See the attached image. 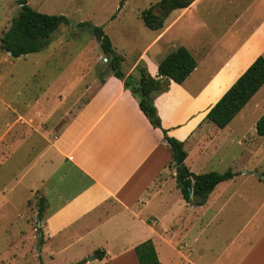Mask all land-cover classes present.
Instances as JSON below:
<instances>
[{
	"label": "rangeland",
	"instance_id": "obj_1",
	"mask_svg": "<svg viewBox=\"0 0 264 264\" xmlns=\"http://www.w3.org/2000/svg\"><path fill=\"white\" fill-rule=\"evenodd\" d=\"M27 1L40 13L66 16L70 25L61 26L39 53L15 59L0 50V264H63L59 258L51 260L42 253L40 233L46 201L37 192L41 182L33 161L44 145L42 134L50 139L56 137L111 72V61L103 54L92 30L81 29L78 24L89 22L104 28L126 60L121 66L124 73L140 53L147 50L151 58L172 36L151 46L155 35L145 26L142 13L160 0ZM20 11L18 0H0V40ZM259 17H264V0H196L173 34L209 44L218 52L222 42L235 38L239 44L244 40ZM256 54H246L231 73L219 79L212 100L224 94ZM141 63L146 66L144 61ZM217 64L212 62L213 66ZM58 103L65 111L46 122ZM263 114L264 86L226 131L208 120L203 123V140L211 147L207 145L208 152L200 153L190 143L186 148L190 153L188 167L195 174L232 170L237 178L220 184L215 197H222L204 211L181 206L177 183L166 173L159 182L168 178L164 195L177 212L174 221H163V241L168 238L186 249L203 250L205 264H223L227 259L223 250L230 248L238 224L260 210L264 215V137L256 133V122ZM26 138L30 140L24 141ZM173 167L172 164L171 171ZM230 197L232 200L224 203ZM40 204H44L41 215ZM239 214L242 217L237 218ZM72 249L77 252L90 248ZM233 261L234 258L227 262Z\"/></svg>",
	"mask_w": 264,
	"mask_h": 264
},
{
	"label": "crops",
	"instance_id": "obj_2",
	"mask_svg": "<svg viewBox=\"0 0 264 264\" xmlns=\"http://www.w3.org/2000/svg\"><path fill=\"white\" fill-rule=\"evenodd\" d=\"M195 2L186 9L173 11L162 29L152 30L155 36L151 46H157L170 35L172 38L151 58L147 57V50L140 53L125 74L138 78L136 67L144 61L149 74L157 78L159 62L167 55L180 47L191 52L197 61L194 72L183 84L170 80L168 91L158 95L154 104L168 135L185 142V148L194 143L202 153L209 150L202 134L207 114L254 61L264 56V17L256 20L239 44L231 38L229 43H221L222 50L218 47L215 52L209 44L190 42L181 34H173L174 27L182 23ZM253 51L257 54L250 65L219 99L212 100L219 79L231 73L240 59ZM123 60L126 62L124 57ZM211 61L218 64L213 66ZM61 105L58 103L44 120L47 122L64 112L66 108L62 110ZM238 115L222 131L229 129ZM42 136L44 145L38 149L33 166L41 182L37 192L46 201L40 236L42 253L47 258H59L63 264H140L136 248L152 241L161 264H205L203 250L201 253L199 248L186 249L168 238L163 241V221L169 218L174 221L177 212L164 195L168 178L159 182L168 172V177L174 179L170 147L164 141L163 131L151 125L138 100L112 71L56 137L50 139L44 133ZM189 159L188 152L186 164ZM218 186L204 206H193L183 198L180 205L205 211L222 197H215ZM236 232L230 248L223 250L227 258L223 264L232 258L231 264H264L263 210L254 217L248 215L238 224ZM72 248L90 249L74 252ZM98 251L105 253L103 259L98 258ZM90 256L96 258L88 260Z\"/></svg>",
	"mask_w": 264,
	"mask_h": 264
},
{
	"label": "trees",
	"instance_id": "obj_3",
	"mask_svg": "<svg viewBox=\"0 0 264 264\" xmlns=\"http://www.w3.org/2000/svg\"><path fill=\"white\" fill-rule=\"evenodd\" d=\"M194 2L195 0H160L142 13L143 22L150 30H160L173 11L186 9ZM18 3L21 11L12 20L10 28L1 38L0 45L2 51L11 53L15 59L41 52L61 26L70 25V20L64 15L40 13L34 10L27 0H18ZM78 27L92 30L94 37L100 42L103 54L111 61L113 75L122 80L125 88L132 92L151 125L163 131L164 141L170 147L172 154V164L175 168L174 179L183 200L196 207L204 206L216 187L234 179L237 173L232 170L225 173L195 174L192 172L186 164L188 152L185 142L168 135V131L162 127L154 104L158 95L168 91L170 80L177 84H183L194 72L197 67L194 56L187 48L180 47L159 62L157 78L152 77L147 67L142 63L136 67L139 77L135 78L132 75L127 76L122 71L123 57L116 52L111 38L102 26L83 22L79 23ZM263 86L264 56H260L209 111L206 120L213 123L218 129H225ZM256 133L258 136L264 137V114L256 122ZM43 209L44 204H40L39 215ZM136 252L140 264H161L152 241L140 245L136 248ZM104 254V252H97L100 259H103Z\"/></svg>",
	"mask_w": 264,
	"mask_h": 264
},
{
	"label": "water",
	"instance_id": "obj_4",
	"mask_svg": "<svg viewBox=\"0 0 264 264\" xmlns=\"http://www.w3.org/2000/svg\"><path fill=\"white\" fill-rule=\"evenodd\" d=\"M10 55H11V53H9ZM42 235V234H41ZM96 257L95 256H93V257H91V258H89V260H93V259H95Z\"/></svg>",
	"mask_w": 264,
	"mask_h": 264
}]
</instances>
